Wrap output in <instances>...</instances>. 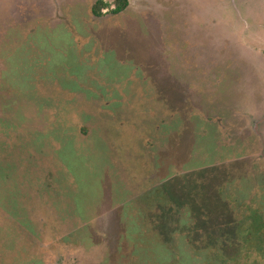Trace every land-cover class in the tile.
Listing matches in <instances>:
<instances>
[{
	"label": "rangeland",
	"instance_id": "rangeland-1",
	"mask_svg": "<svg viewBox=\"0 0 264 264\" xmlns=\"http://www.w3.org/2000/svg\"><path fill=\"white\" fill-rule=\"evenodd\" d=\"M0 0V264H264V0Z\"/></svg>",
	"mask_w": 264,
	"mask_h": 264
},
{
	"label": "trees",
	"instance_id": "trees-1",
	"mask_svg": "<svg viewBox=\"0 0 264 264\" xmlns=\"http://www.w3.org/2000/svg\"><path fill=\"white\" fill-rule=\"evenodd\" d=\"M127 5H128V0H115L114 7L110 11L111 13L114 14L120 13L127 7ZM109 6L110 5L107 2L103 0H98L92 5L91 11L95 16H101L102 10Z\"/></svg>",
	"mask_w": 264,
	"mask_h": 264
}]
</instances>
